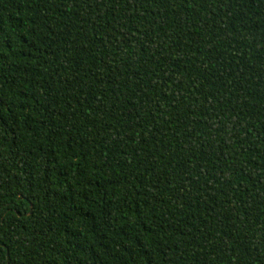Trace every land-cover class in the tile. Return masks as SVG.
Returning a JSON list of instances; mask_svg holds the SVG:
<instances>
[{"label":"trees","instance_id":"trees-1","mask_svg":"<svg viewBox=\"0 0 264 264\" xmlns=\"http://www.w3.org/2000/svg\"><path fill=\"white\" fill-rule=\"evenodd\" d=\"M0 264H264V0H0Z\"/></svg>","mask_w":264,"mask_h":264}]
</instances>
